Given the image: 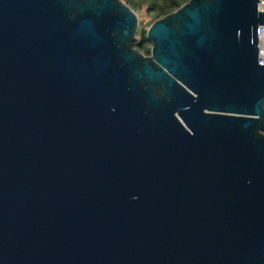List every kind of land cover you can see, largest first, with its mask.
Wrapping results in <instances>:
<instances>
[{"label":"water","instance_id":"water-1","mask_svg":"<svg viewBox=\"0 0 264 264\" xmlns=\"http://www.w3.org/2000/svg\"><path fill=\"white\" fill-rule=\"evenodd\" d=\"M259 0H190L133 43L123 0H0V264H264Z\"/></svg>","mask_w":264,"mask_h":264},{"label":"trees","instance_id":"trees-1","mask_svg":"<svg viewBox=\"0 0 264 264\" xmlns=\"http://www.w3.org/2000/svg\"><path fill=\"white\" fill-rule=\"evenodd\" d=\"M133 10L143 11L145 18L140 19V26L133 45L144 55L150 56L152 43L147 39L149 27L157 20L177 11L190 0H123Z\"/></svg>","mask_w":264,"mask_h":264},{"label":"built area","instance_id":"built-area-1","mask_svg":"<svg viewBox=\"0 0 264 264\" xmlns=\"http://www.w3.org/2000/svg\"><path fill=\"white\" fill-rule=\"evenodd\" d=\"M259 10L264 11V0H259ZM259 63L264 64V25L258 28Z\"/></svg>","mask_w":264,"mask_h":264},{"label":"rangeland","instance_id":"rangeland-1","mask_svg":"<svg viewBox=\"0 0 264 264\" xmlns=\"http://www.w3.org/2000/svg\"><path fill=\"white\" fill-rule=\"evenodd\" d=\"M136 11V10H135ZM136 13L138 14L139 16V19L141 18H145V13L143 11H136Z\"/></svg>","mask_w":264,"mask_h":264}]
</instances>
